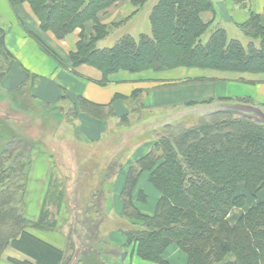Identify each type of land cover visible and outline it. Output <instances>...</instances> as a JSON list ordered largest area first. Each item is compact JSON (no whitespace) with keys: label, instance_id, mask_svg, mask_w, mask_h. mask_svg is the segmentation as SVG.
I'll use <instances>...</instances> for the list:
<instances>
[{"label":"trees","instance_id":"16d2710c","mask_svg":"<svg viewBox=\"0 0 264 264\" xmlns=\"http://www.w3.org/2000/svg\"><path fill=\"white\" fill-rule=\"evenodd\" d=\"M11 1L14 5L30 2L42 30L52 32L58 40L78 28L85 31V25L93 21L94 33L89 39L82 33L70 60L73 67L98 69L104 78L120 70L139 73L178 67L264 73V14L249 10V0H234L235 6L249 12L248 20L238 25L249 39L247 48L238 37L230 40L225 29L202 20V14L212 9L209 0H159L150 15V35L138 40L123 37L113 48L103 50L97 43L108 37L109 30L97 15L123 0ZM148 1L132 3L142 7ZM0 52L6 54L1 36ZM23 88L25 106L28 96ZM226 103H235L240 109L228 108ZM202 104L218 108L195 122L186 118L165 125L155 133L149 153L130 166L120 196L122 216L132 226L125 232L128 245L135 244L140 258L156 264H168L163 254L172 245L187 254V264H264V112L251 99L240 98L191 102L186 107ZM80 106L101 119L110 116L87 101L80 100ZM5 126L3 130H7ZM16 132L12 130L14 136L0 151V255L9 244L34 264H64L65 252L25 230L23 224L28 222L13 207L12 180L23 167L15 155L35 149L41 142ZM144 173H149L150 184L160 194L152 216L137 207L146 201L144 193L135 197ZM238 208L243 212L231 223L230 214ZM50 215L48 210L45 218ZM44 221L42 216L38 225ZM96 262L99 260L91 263Z\"/></svg>","mask_w":264,"mask_h":264},{"label":"crops","instance_id":"0c3cea01","mask_svg":"<svg viewBox=\"0 0 264 264\" xmlns=\"http://www.w3.org/2000/svg\"><path fill=\"white\" fill-rule=\"evenodd\" d=\"M158 1L149 0L144 6L137 7L132 0H123L98 13L97 19L101 25L108 27L109 35L97 45L111 37L113 31L117 32L128 25L141 28L137 29V34L127 33L116 39L112 47L104 49L113 48L123 37L138 40L140 36L148 35L146 23H150L151 12ZM209 1L212 9L202 14V20L212 24V27L224 28L231 38L239 35L238 25L248 20V10L235 6L234 0ZM250 5L254 13L264 14V0H249ZM93 29L94 23L91 21L85 25V31L78 28L65 39L58 40L52 32L42 30L41 21L30 2L14 5L11 0H0V36L6 52H0V124L16 126L14 129L19 135L24 134L26 128L23 126L26 124L28 132L31 126L40 125L36 127V139L41 140L43 147L29 150L28 153L31 159L25 203L26 218L30 223L38 225L42 216L47 220L46 212L54 200V187L57 183L65 190H73V204L79 188L98 189L101 184L105 186L111 183L112 191L115 192L113 206L110 207V201L103 199L106 219L97 225V232L108 249L117 251L116 255L110 252L112 257L109 259L113 264H156L140 258L137 246L127 243L125 232L130 228L116 224L120 221L130 225L122 216L123 203L120 197L130 166L149 153L153 136L162 127L188 117L202 116L210 106L202 104L186 107V104L240 98L251 99L256 106L264 108V74L232 75L178 67L167 71L150 69L139 73L120 70L104 78L98 69L89 65L73 67L70 60L82 33L89 39L94 33ZM22 88L28 96L25 106L21 100ZM138 99L140 103L136 107L135 100ZM80 100L104 108L110 116L101 119L84 112ZM5 110L7 113H3ZM70 111L75 115L68 116ZM10 113L27 115L14 119ZM37 113L44 119L37 120ZM54 116L61 121L59 128L57 121L53 123ZM122 118H125L123 122ZM66 130H71L74 136L67 139ZM5 132L2 129L0 133V148L9 141ZM137 140L142 141L136 144ZM66 141L71 142L77 150H69L67 147L70 145ZM53 143L60 146L64 144L69 151L61 149L66 151L61 153L57 148L53 149ZM117 149L120 152L118 155L122 157L121 162L112 156ZM54 157L59 160V166ZM87 168L92 174L86 173L89 170ZM104 170L108 173L107 177L115 178V181H88L90 176ZM140 193H144L146 201L138 204V209L144 215L152 216L160 194L150 184L149 173L139 178L135 197ZM66 201L68 196L66 200L58 202L60 218L63 215L69 216ZM234 210L243 212V209ZM242 212L231 214L230 222L235 223ZM30 233L66 252L64 244L60 245L48 238L51 234ZM10 260L35 263L12 247L0 260V264H13ZM163 260L168 264H187L188 256L178 246L172 245L163 254Z\"/></svg>","mask_w":264,"mask_h":264},{"label":"rangeland","instance_id":"374dc122","mask_svg":"<svg viewBox=\"0 0 264 264\" xmlns=\"http://www.w3.org/2000/svg\"><path fill=\"white\" fill-rule=\"evenodd\" d=\"M248 9L252 10L251 5H248ZM143 24H141L142 26ZM134 25H128L126 27H122L120 29H118V31H113L112 32V36L109 37L106 41H104L103 43H99L97 45L98 49H104V48H110L114 45L115 41H117L116 39H118L119 37H122L123 35H126L127 33H135L137 34V29L141 28H134ZM147 26V33L148 35L150 34L151 28H150V23L149 21L146 23ZM219 27V26H218ZM224 29V28H223ZM144 31V30H142ZM226 31V30H225ZM239 31V35H236L234 37H238L243 43V46L245 48L248 47L249 44V39L245 36V34L242 32L241 28L238 29ZM144 33V32H142ZM227 33V32H226ZM209 35V34H207ZM228 35V34H227ZM208 36H205V41L207 40ZM228 38L231 40L232 38L228 36ZM5 58H7L6 55H4ZM209 60H214V58L212 57ZM211 72H218V73H226V74H232V75H253V73L251 72H234V71H219V70H210ZM257 74V73H256ZM258 74H264V73H258ZM255 75V74H254ZM136 107H139V99L135 100ZM255 107L256 105L253 104ZM226 106L235 108L236 110H239L240 107L235 105V103H226ZM259 107V106H258ZM218 107H216V105H211L208 108V113H210L213 110H216ZM260 108V107H259ZM248 108H245V111L248 112L247 110ZM261 110L264 112V108H261ZM7 110L3 111V113H7ZM70 117L74 116L75 114H73L71 111L68 113ZM11 117H13L14 119L20 118L21 116H25L22 114H9ZM37 120L39 119H44V117H39V114L37 113L36 117ZM58 118V117H57ZM55 116L52 117L53 119V123H56V121L59 123L57 125V127H60V122ZM200 116L197 118H193L190 117L189 119L187 118V120H189V122H195L197 121V119H199ZM47 119H50L49 117H47ZM122 122L124 121L125 118H122ZM51 122V121H50ZM63 122V121H62ZM62 124V123H61ZM40 125H37L36 127L38 128ZM5 127H7L5 135L7 137H9L8 140H10L14 135L11 133L12 130L16 127L14 125L11 124H7ZM36 127L31 126L28 130H26V135L22 134L26 137H32V138H36L37 137V132L38 130L36 129ZM55 127V125H54ZM4 127L0 124V132H2V129ZM23 128L28 129V125L26 124L25 126H23ZM14 132L15 129H14ZM57 132V131H56ZM56 132L53 134L54 136L56 135ZM11 133V134H10ZM17 133V132H16ZM116 134L118 132H115ZM67 136V139L70 137H73V132L71 130H66L65 133ZM18 135V134H17ZM21 135V134H20ZM20 135H18L20 137ZM31 135V136H29ZM148 137V136H147ZM154 137V136H153ZM151 139V137H150ZM35 141V140H33ZM140 141L142 140H137L135 143L138 144L140 143ZM36 143V142H35ZM49 143V142H48ZM117 145H120L121 142H113ZM66 144L70 145L67 148L69 150L75 149L77 150V148L71 144V142L66 141ZM131 145V144H130ZM53 149L57 148L58 151H62V150H67L69 151L66 146H60L59 144H52ZM43 144L42 142H38L36 143L35 149L33 150H38V149H42ZM37 148V149H36ZM2 148H0L1 151ZM50 149V148H49ZM47 149V150H49ZM62 149V150H61ZM55 151V150H52ZM66 152V151H62L61 153ZM125 152H129V151H125ZM123 153V154H127V153ZM29 150L26 151H22L19 154L15 155L16 157L18 156L19 159L17 162L18 164L21 163L22 170L21 172H16L15 176L13 177L12 180V193H14V197H15V202L13 203V207L14 209L17 210V213L20 215V217L26 221L27 225L23 224V228L27 231L30 232H38L40 235H45V234H51V236H49L48 238L51 239L52 241H55L57 243H60V245H65V261L64 264H85V261L87 259V263L86 264H113V262H111V258L113 253L114 255L117 254L116 252H112L108 249V247L105 245L104 243V239L100 236V233L97 232V225L99 223H102V221H104V219H106L105 215H104V211H106L104 208V203H103V199H105V201H110V207L113 206V196H114V191H112V185L107 184L105 186H103V184H101V186H99L98 189H94V188H79L77 190V196L75 197V204L74 203V195H73V190L69 189V190H65L64 188L60 187V184L57 183L56 187H54V197L52 200V204L49 206V211L51 212V215L48 217V219L46 221L43 222V224L41 225H37V226H32V224L30 225L29 221L26 218V203H25V195L27 192V181H28V168H29V161H30V157L28 155ZM120 152L118 151V149L112 154V156L114 157V160L121 162L122 157H120V155H118ZM54 160L56 162V165L59 166V160L54 157ZM58 160V162H57ZM13 161V159L11 160V162ZM10 164V163H9ZM17 164V166H18ZM15 165L16 162H14V164L12 165V167H14L15 169ZM101 167H104V164H98ZM11 167V165H8V168ZM89 169V168H87ZM59 170V167H58ZM97 172V171H96ZM87 174H92L91 170L89 169L87 172ZM108 173H106V171L104 170L103 172L101 171L100 173H95L92 176H90L91 178H89L90 180L88 181H93V182H97V181H115V178H108L107 177ZM91 183H89L88 185H90ZM10 185V184H8ZM92 185V184H91ZM94 186H96V183L94 184ZM108 192H110L108 194ZM67 194V195H66ZM73 195V196H72ZM66 196H68V201L67 204V209L69 212V216L65 217V215H63V217L60 218V215L58 214V208L60 207L59 203L60 201H64L66 200ZM102 196L104 198H102ZM88 200V205L86 204V201ZM59 202V203H58ZM239 209V208H238ZM240 213L242 211L240 210H233L232 211V215L233 214H237ZM230 214V215H231ZM231 215V217H232ZM124 218V217H123ZM125 219V218H124ZM126 220V219H125ZM91 221V230H90V226H89V222ZM125 222H128L127 220ZM88 223V226H87ZM118 226L123 224L124 226L126 225V227L132 228L131 225H128L126 223H122L120 221H118L116 223ZM122 226V225H121ZM96 228V229H95ZM89 231H92L91 236L89 235ZM96 232V233H95ZM128 243V240H127ZM4 251L3 253L0 255V260L3 258V256L6 254H8V249L10 248V245L7 244L4 247ZM86 252L84 256H81V253ZM92 252V253H91ZM111 252V253H110ZM99 260V262L96 263H91L92 261H96Z\"/></svg>","mask_w":264,"mask_h":264}]
</instances>
